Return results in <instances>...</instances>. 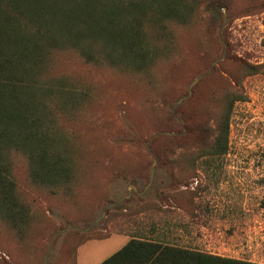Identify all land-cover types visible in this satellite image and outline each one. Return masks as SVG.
<instances>
[{"label":"rangeland","instance_id":"1","mask_svg":"<svg viewBox=\"0 0 264 264\" xmlns=\"http://www.w3.org/2000/svg\"><path fill=\"white\" fill-rule=\"evenodd\" d=\"M222 12L221 24L213 33L204 5L190 24L170 23L171 39L169 35L156 44L163 57L148 71L88 63L73 49L52 53L49 70L41 79H65V91L80 95L64 92L45 102L48 125L68 142L77 164L78 183L71 191L75 196L52 195L34 185L26 157L11 153V175L41 222H34L38 232L23 245L24 253L0 225V249L10 254H0V264H19L22 259L24 264H41L46 252L47 264H72L75 245L89 237L145 236L152 223L172 230L178 220L163 211L171 209L166 208L173 206L171 202L187 200L220 201L235 209V228H242L237 237L247 236L254 243L251 252L240 256L264 262V0H228ZM153 52L151 48V58ZM238 60L262 65L263 71L243 77L247 99L234 107L228 153L206 155L194 164L167 161L180 150L171 153L170 146L158 139L167 137L165 133L192 136L188 130L193 126L182 119L189 113L195 121L205 113L214 127L217 104L211 93L217 98L223 88L232 90L220 78L223 71L240 76ZM200 75L204 77L192 96L178 105ZM170 105L175 108L177 127L170 122ZM105 210L106 216L91 225ZM119 242L115 238L114 247L103 256L113 254Z\"/></svg>","mask_w":264,"mask_h":264},{"label":"trees","instance_id":"2","mask_svg":"<svg viewBox=\"0 0 264 264\" xmlns=\"http://www.w3.org/2000/svg\"><path fill=\"white\" fill-rule=\"evenodd\" d=\"M202 5L210 14L209 30L213 33L221 24L222 9L228 5V0H0V225L21 248L37 235L35 224L41 219L20 195L11 175L9 155L17 152L25 156L31 182L46 188L52 195L63 192L73 199L75 195L71 191L78 183L77 164L69 153L68 142L48 125L45 102L64 92L80 95L65 91L68 89L65 79H41L49 70L52 53L73 49L88 63L148 71L163 57L156 44L169 35L171 39L169 24H190ZM151 48L154 49L152 58ZM235 63L240 76L223 71L220 78L232 90L223 88L217 98L215 92L211 93L217 104V117L212 120L214 127L210 125L211 120H206L205 113L201 121L193 120L194 115L189 113L182 119L193 126L188 130L192 136L158 139L170 146L171 153L180 150L173 161L166 157L167 161L189 160L194 164L196 159L206 155L228 153L234 107L247 99L243 77L263 71L262 65L242 60ZM190 101L192 99L186 104ZM169 110L170 122L177 127L173 105ZM93 239L101 238L89 237L75 245L72 264H77L79 247ZM7 251L0 249V254L10 256ZM47 255V252L43 255L41 264ZM23 262L26 261L22 259L19 264ZM101 264L257 263L132 238Z\"/></svg>","mask_w":264,"mask_h":264},{"label":"crops","instance_id":"3","mask_svg":"<svg viewBox=\"0 0 264 264\" xmlns=\"http://www.w3.org/2000/svg\"><path fill=\"white\" fill-rule=\"evenodd\" d=\"M171 203L173 206H166V208L170 207L171 209H167L163 213L178 220L172 223V230L152 223L148 234L145 233V236L132 238L145 239L206 255L264 264V262L240 256L241 253H249V250L251 252L254 243L247 236H241L245 238L244 240L237 237V234L241 235L242 232L236 231L242 228H240L241 225L235 228L237 222L236 210L230 208L225 202L187 200L182 203L177 201ZM196 213L199 214V217L196 216ZM195 219L197 220L196 223L193 222ZM192 234L195 235L192 236ZM248 236L250 237V235ZM115 238H118L120 242L113 254L132 239L119 234L105 239L89 240L79 247L76 258L77 264H101L113 255L103 256V252L110 246L114 247L111 242Z\"/></svg>","mask_w":264,"mask_h":264},{"label":"water","instance_id":"4","mask_svg":"<svg viewBox=\"0 0 264 264\" xmlns=\"http://www.w3.org/2000/svg\"><path fill=\"white\" fill-rule=\"evenodd\" d=\"M218 62H220V60L216 61V62L213 64V66L217 65ZM210 72H211V69L209 70V73H210ZM203 77H204V75H200V76H199V77H198V78L192 83V85H191V87H190V89H189V94H188V96H186V97L180 99V101L178 102V105H179L180 103H182L183 101L189 99V98L192 96L193 88L195 87V85H197V84L200 82V80H201ZM166 135H168V136H172V135H174V134H173V133H166ZM155 165H156V162H155ZM155 165H154L153 170H152L151 180H150L149 186L152 184L153 179H154ZM114 205H115V204L111 205L108 209L113 208ZM106 213H107V210L104 211L102 217L99 218V219H97V220L95 221L94 224L100 222L101 219H102L103 217L106 216ZM94 224H93V225H94ZM90 228H91V227H90ZM90 228H88L87 230H89ZM79 230H81V231H87V230H82V229H79ZM48 256H49V252H48V255H47L46 260L44 261V264H47Z\"/></svg>","mask_w":264,"mask_h":264}]
</instances>
